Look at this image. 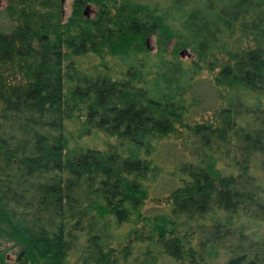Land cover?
I'll list each match as a JSON object with an SVG mask.
<instances>
[{
    "label": "trees",
    "instance_id": "16d2710c",
    "mask_svg": "<svg viewBox=\"0 0 264 264\" xmlns=\"http://www.w3.org/2000/svg\"><path fill=\"white\" fill-rule=\"evenodd\" d=\"M182 49L226 59L223 102L189 129L168 211L140 221L154 143L199 106ZM0 264H264V0H72L66 18L62 0H9Z\"/></svg>",
    "mask_w": 264,
    "mask_h": 264
},
{
    "label": "rangeland",
    "instance_id": "374dc122",
    "mask_svg": "<svg viewBox=\"0 0 264 264\" xmlns=\"http://www.w3.org/2000/svg\"><path fill=\"white\" fill-rule=\"evenodd\" d=\"M9 0H0V10H4L8 5ZM72 0H62L63 16L66 18L70 13V5ZM86 13L89 17L93 16L94 6H86ZM260 43V38L245 37L243 41V50H250L255 48ZM148 47L154 49L153 39L147 40ZM173 42L169 43L168 50ZM181 54V56H180ZM177 58L184 63L187 67L191 68V65L195 63L198 66L196 75V90L195 97L199 106L193 111H189V114L182 120L175 121L172 127V131L154 143L153 153L147 158L151 163L153 172L145 182L146 197L142 201L139 209L138 220L142 221L143 218H149L156 214L165 213L170 206L169 194L177 186V168L183 162H188L190 158L189 147L191 143V136L189 129L193 125H212L217 124L216 109L223 102V91L217 89L219 97L212 89V81L221 65L226 61L223 57H210L203 60H196L188 49H182L177 52ZM66 85L63 92H66ZM82 119V118H80ZM74 125L71 126L73 128ZM96 138V137H94ZM84 145L94 147L96 149H102V144L105 142H111L104 140L99 136L98 139L93 140L91 138H85ZM140 222L136 226H138ZM134 226V227H136ZM131 224H122L118 230V236L112 243L113 247L117 248V244L122 245V237L127 230L131 229Z\"/></svg>",
    "mask_w": 264,
    "mask_h": 264
},
{
    "label": "water",
    "instance_id": "95a60500",
    "mask_svg": "<svg viewBox=\"0 0 264 264\" xmlns=\"http://www.w3.org/2000/svg\"><path fill=\"white\" fill-rule=\"evenodd\" d=\"M180 56H181V54H180Z\"/></svg>",
    "mask_w": 264,
    "mask_h": 264
}]
</instances>
